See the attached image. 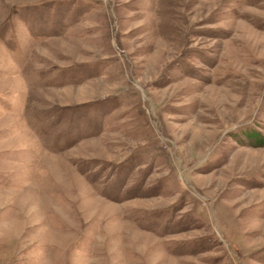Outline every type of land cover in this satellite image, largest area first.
I'll use <instances>...</instances> for the list:
<instances>
[{
    "label": "rangeland",
    "instance_id": "374dc122",
    "mask_svg": "<svg viewBox=\"0 0 264 264\" xmlns=\"http://www.w3.org/2000/svg\"><path fill=\"white\" fill-rule=\"evenodd\" d=\"M0 264H264V0H0Z\"/></svg>",
    "mask_w": 264,
    "mask_h": 264
}]
</instances>
